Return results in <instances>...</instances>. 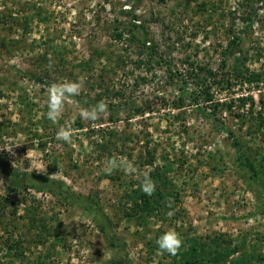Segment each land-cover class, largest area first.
<instances>
[{
	"label": "rangeland",
	"instance_id": "374dc122",
	"mask_svg": "<svg viewBox=\"0 0 264 264\" xmlns=\"http://www.w3.org/2000/svg\"><path fill=\"white\" fill-rule=\"evenodd\" d=\"M248 1L0 0L4 264H111L112 259L121 264H179L190 238L213 236L227 240L224 257L216 264H232L242 256L246 262L240 264H264V0H252L251 12ZM129 7L172 69H183L181 60L188 57L217 72V79L228 77L219 84L206 82L214 115L197 110H213L202 97L196 104L185 99L181 107L172 106L180 82L168 78L165 64L149 71L134 69L137 45L124 49L126 44L113 38L121 21H127L122 11ZM248 14L252 22L246 20ZM231 30L241 40L224 54ZM120 57L130 59L123 69L115 68ZM88 58L90 69L79 68ZM108 67L116 71L103 72L102 83L124 90V98L144 112L107 109L95 121L83 119L80 111L90 108L84 100L97 91L89 85ZM137 75L147 79L134 86ZM68 81L82 87L53 123L46 117L49 87ZM188 81L189 92L199 90L201 84ZM220 122L248 147L259 183L248 179ZM61 128L72 130L69 141L56 138ZM109 159L133 167L105 174ZM10 167L61 180L90 197L103 213L98 216L107 236L89 209L45 191L8 192L2 171ZM153 170L165 174L161 177L166 178L172 208L154 211L139 225L123 212L133 213L134 191L142 190L140 179ZM30 209L44 217L51 231L42 242H37L38 231L29 228ZM168 231L182 237L174 255L152 249Z\"/></svg>",
	"mask_w": 264,
	"mask_h": 264
},
{
	"label": "trees",
	"instance_id": "16d2710c",
	"mask_svg": "<svg viewBox=\"0 0 264 264\" xmlns=\"http://www.w3.org/2000/svg\"><path fill=\"white\" fill-rule=\"evenodd\" d=\"M130 0H125V2H129ZM248 6L250 7L249 11H254L252 8V0H249L247 2ZM207 9V8H205ZM209 10V9H207ZM124 14L128 16L127 21L122 22L121 21V28H115V33H113V38L115 40H118L121 43H125L126 45L123 47L124 49L129 48L131 43H135L137 45L136 50V59H134L133 66L134 69L144 68L145 70L149 71L152 69L153 65L161 66L165 64L167 66V72H168V78L169 79H177L180 82V86L178 87V97L175 101L172 102V106L174 108L181 107L184 103V100L186 99L189 104H196L197 99L203 98L205 102H209V106L212 107L211 113H204V110L198 109L197 110L204 114V116H211L214 115L215 109L213 105L214 101L211 98L210 91V85H208L206 82H212L219 84L222 80H225V82L228 81V77H225V79H217V72L212 70L211 68H207L206 66H201L198 64L193 63V61H189L188 57H185L181 60L182 64L184 65L183 69L178 70L176 66L174 65L175 69H172V66L169 62H167L162 55L158 51V44L155 43V41H152L149 39V37L146 36V29L144 26L140 23L136 22V16L133 14L131 7L127 8L125 11H122ZM251 14V13H250ZM250 14L247 15L246 20H250L251 22L253 15ZM230 39L228 41L227 47L223 51V53L227 54L230 53V51L235 48V46H238L241 40V34H233L232 30L230 31ZM243 32V31H240ZM123 41V42H122ZM98 54H102V52H98ZM127 58V59H126ZM92 59V58H91ZM89 58L87 60L83 59L80 61L77 65L81 69H90V61ZM119 62L116 63L115 68H125L128 57H120ZM89 60V61H88ZM63 62V61H62ZM225 61H222L221 67L224 66ZM63 65V64H62ZM113 67L102 68L101 75L98 76L99 78L96 80L94 79L93 82H91L89 85L92 89L95 87L97 91L94 94V97L92 99H86L84 100V103L88 105L89 107L95 105L97 102L103 101L107 105L108 110H118V109H130L131 111L137 113L144 112L143 108L139 107L138 105L134 104L133 100L124 98V90L121 88H113V86L110 83H102L106 79H104L103 72H113L115 73L116 69ZM86 70V71H87ZM128 73H133L132 69L128 70ZM202 73L203 76L200 77L199 74ZM224 73V74H223ZM222 73V76L225 75V72ZM32 75L30 74V77ZM37 80H41V78L38 76H35ZM146 76L144 75H137L134 79L133 83L134 86L138 85L139 82H143L146 80ZM194 82L195 84L199 83L201 84L199 90L189 92L187 90V82ZM108 100H105L107 98ZM76 98H79V96H76ZM113 99H117L118 101H113ZM82 100V99H81ZM122 100V103L120 102ZM208 104V103H206ZM146 108L149 110L151 107L149 104H146ZM76 128L80 126L79 123L76 124ZM219 126L222 128V130L226 133V135L230 138L231 145L235 148L237 152V158L239 160L240 166L243 167V169L248 173V179L253 184L259 183V175L260 172L257 169V165L254 159H252L251 154L248 152V147L243 145V143L238 140L236 135L233 131H231L228 127H225L222 122L219 123ZM100 147L102 149H106L107 145H101ZM150 162V161H146ZM150 164V163H149ZM4 175V184L7 188L8 192H11L12 190L22 189V190H30L33 189L34 191H45L52 195L59 196L63 198L64 200L68 201L72 204H77L78 206L89 209L92 211L94 220L97 223V226L100 228V230L103 232L105 236H107V231L102 228L103 222L99 220V215H103V213L98 211L97 206L98 204L95 202H92V199L88 197L87 195H83L78 192H74L69 188L66 183H64L61 180L57 179H51L47 176H42L39 174L31 173L28 171H23L14 167H10V169H3L2 171ZM150 177L153 179V181L156 184V190L151 194L147 195L144 193L143 190L134 191L133 200L131 203V209L133 210V213H126L123 212L124 215L132 216L136 220V224L139 225H145V219L149 215L153 214L154 211H160L161 209L170 210L171 204L169 203V195L170 192L167 189V181L164 173H160L157 170L150 171ZM168 196V197H167ZM5 205L2 204V208ZM28 210V209H27ZM29 222L30 227L34 228L38 232V239L37 242H42L46 238V235L51 233L50 229L47 228V225L44 223V217H37L35 215L34 211L32 209L29 210ZM44 231V235L43 234ZM57 233V231H54ZM53 232V233H54ZM36 233V235H37ZM35 235V236H36ZM109 240L110 247L114 248L115 243L111 238L107 237ZM224 240V241H223ZM222 241L219 240L217 236H213L207 239V237H201L200 239L197 238H190L187 242V245L183 251L179 254L180 261L179 264H216L217 261H219L221 258H223L224 248L222 247L224 244L223 242L227 243V240L223 239ZM154 251L158 250V246L156 242L153 245L152 248ZM246 259L244 257H237L234 263L232 264H240L245 263ZM0 264H4L0 260ZM111 264H121L115 259L111 260Z\"/></svg>",
	"mask_w": 264,
	"mask_h": 264
},
{
	"label": "clouds",
	"instance_id": "9594fccd",
	"mask_svg": "<svg viewBox=\"0 0 264 264\" xmlns=\"http://www.w3.org/2000/svg\"><path fill=\"white\" fill-rule=\"evenodd\" d=\"M82 84L79 82H57L53 83L49 87L48 97L46 101L47 112L46 117L53 123L57 122L62 116L65 108L66 101L70 97H74L81 89ZM107 110V105L103 102H97L95 105L91 106L89 109H82L79 115L86 120L95 121ZM72 137V130L61 128L57 132L56 138L67 142ZM131 164H122L115 159H109L103 166V171L105 174H111L114 169L120 168H132ZM140 184L142 190L145 194L151 195L156 190V184L150 175H145L140 179ZM169 215H173L169 212ZM182 237L175 231H168L162 233L156 244L158 250L161 252H167L174 255L176 251L182 245Z\"/></svg>",
	"mask_w": 264,
	"mask_h": 264
}]
</instances>
